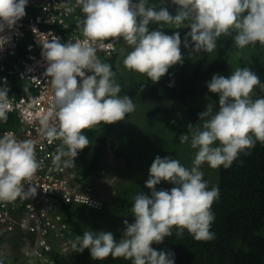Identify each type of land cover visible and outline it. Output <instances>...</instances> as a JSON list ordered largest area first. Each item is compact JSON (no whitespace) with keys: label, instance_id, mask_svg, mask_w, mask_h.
<instances>
[{"label":"clouds","instance_id":"clouds-1","mask_svg":"<svg viewBox=\"0 0 264 264\" xmlns=\"http://www.w3.org/2000/svg\"><path fill=\"white\" fill-rule=\"evenodd\" d=\"M27 2L0 0V31L21 18L27 21L37 11L39 6L25 18ZM171 3L178 6L175 15L167 7L160 6L157 10L148 6L147 0H76L84 14L77 26L83 37L93 43L118 39V48L122 38L132 49L123 59L124 67L146 75L153 83L159 82L172 66L183 63V56L180 33L168 35L161 28L149 30L152 22L181 28L187 21L190 31L184 46L192 47L196 53H211L217 38L233 33L238 49L256 43L264 45V0H171ZM43 49L47 61L45 76L51 78L54 89L55 111L46 114L40 123L49 142L62 141L63 147L55 160L68 157L63 163L70 167L78 152L90 144L83 134L85 129L122 121L136 106L128 95H118L121 87L114 79L110 56L103 63L95 47L74 42L72 38L67 43L54 39L43 44ZM86 70L92 74H86ZM257 85L264 89L259 76L248 67H237L228 77L214 74L207 87L219 94L218 109L214 111L213 105L208 104L198 114L203 124H197L195 129L191 123L187 125L191 147L197 150L193 166L189 169L177 159L157 155L145 182L151 193L135 195L131 209L134 219L124 220L121 238L117 240L111 231H85L75 238L73 250L82 253L89 249L95 261L111 255L114 259L131 260L132 264H175L173 253L152 246L163 243L174 227L178 235L187 230L197 241L214 239L215 233L210 230L215 220L212 205L220 191L218 187L208 189L200 166L206 162L214 169L230 168L239 153L247 154L246 150L254 148L257 141L264 144V98L251 99ZM7 98V88H0V119L5 121L10 110ZM50 117L58 121V126L49 124ZM188 141V134L180 136V143ZM217 141L219 146H214ZM38 167L33 141H17L10 135L0 138V200L12 201L27 195L23 182L31 180ZM161 181L174 186L170 190H157Z\"/></svg>","mask_w":264,"mask_h":264},{"label":"trees","instance_id":"trees-1","mask_svg":"<svg viewBox=\"0 0 264 264\" xmlns=\"http://www.w3.org/2000/svg\"><path fill=\"white\" fill-rule=\"evenodd\" d=\"M147 2L148 6L155 7L157 10L160 6L167 7L173 15L176 14L178 7L173 5L171 0H147ZM33 11H25L24 17L26 18L27 14L30 16ZM83 15L81 11L79 17L70 19L68 31H77L82 34L81 28L77 25L78 21L84 18ZM174 27V25L163 23L152 22L149 24V30L161 28L168 35L177 32L178 28ZM57 29L60 30V27L57 26ZM234 35L235 33L231 36L222 35L217 38L215 50L212 53L203 51L195 65H191L188 61L186 62V58H184L183 63H177L172 66L168 73L157 83H153L146 75L142 79L140 76L136 77L134 72H122L123 74H129L120 78L121 91L118 95L120 97L128 95L132 98L133 103L136 104L138 97L156 96L163 88H166L171 100L170 103L153 109L151 112L164 113L179 109L192 114L193 118L188 123L180 126L176 132L175 141L179 142L180 136L188 129L187 125L189 123L195 126L197 123L203 122L199 120L198 114L205 111L204 107L192 105L191 99L196 94L205 91L206 86H201L200 81L209 76L211 72L222 70L227 73V76H230L237 67H248L259 76L261 84H264V45L256 43L255 45L250 44L244 49H238L234 42ZM31 40V32L26 30L25 36L19 42L16 53L9 57L7 63L14 64L18 62L17 59L19 57H24L27 53V45ZM122 40L119 41L117 50L110 56L109 64L114 73L117 71V57L124 53L121 50ZM131 50V48H128L127 53ZM211 54V61L207 62ZM122 67H124L123 60ZM11 79L13 83L17 80L16 77H11ZM114 79L116 81L115 77ZM16 92L19 94L22 90L17 88ZM258 98H264V89L260 85L254 87L251 95L253 100ZM129 115L127 114L122 121L112 124L101 123L95 128L83 131V133H89L92 138H97L98 144H94L93 140H91L90 144L83 149L85 155L86 153L90 154V151L96 145L97 151L94 152L93 156L95 157H92L90 164L85 161L84 156H81L82 158L79 162L82 167L75 168L74 164H72L79 179L84 181L95 180V184H98L97 178H103L108 175V168L104 169L102 167V171L99 169L98 173L94 170L97 162L102 159L106 160L108 151H104L105 149H112L117 157L125 155L124 152L126 151L119 144L118 139L114 138L115 140L110 141V137L112 131L123 125ZM17 121L16 115L11 113L7 116L6 121L1 120V123L4 126L7 123L14 124ZM217 144L219 146L218 141ZM246 152L247 154L245 152L239 153L237 160L233 162L230 168L219 167L220 176L218 174L217 182L209 181L203 177L209 190L212 187H218L220 191L219 198L212 205L215 220L210 230L215 233V238L210 241H197L187 230L182 235H178V230L174 227L172 235L165 237L163 243H154L152 245L155 249L173 253L175 264H264V144L257 141L255 147L247 149ZM127 159L130 160L129 158ZM137 176L135 175L134 177ZM130 180H133V178ZM89 183L94 187L93 182ZM160 184L163 190H170L174 186L167 181H161ZM98 192L94 187V193L97 194ZM113 198L115 199L111 195H105L103 198L106 200L105 204L101 208L95 209L112 207ZM133 203L129 202L131 205ZM75 204L77 203L63 202L60 205V209L65 213L67 221L72 225L75 232L82 236L87 230H85L79 220ZM116 204L117 202H115ZM126 205L128 206V204ZM120 234L121 232H118L113 235L117 238ZM17 240L19 243L20 240ZM15 245L17 248L15 259L9 260L0 254V261L3 264H33L19 260V248L17 244ZM50 252L56 259L55 264H132L131 260H125L122 257L114 259L111 255L105 260L95 261L91 258L89 249H85L82 253L74 251V254L72 253L71 255L73 261L70 262L69 259L61 257L60 252L63 251L56 242H53Z\"/></svg>","mask_w":264,"mask_h":264},{"label":"built area","instance_id":"built-area-1","mask_svg":"<svg viewBox=\"0 0 264 264\" xmlns=\"http://www.w3.org/2000/svg\"><path fill=\"white\" fill-rule=\"evenodd\" d=\"M80 15L81 8L76 0H46L27 21L21 18L13 26L6 25L0 31V88H7V103L10 105L7 113L13 111L23 123L22 126L4 129L0 119V138L10 135L17 141H33L39 163L31 180L23 182V192L27 195L22 194L12 201L0 200V222L10 220V230L17 227L21 230L18 254L22 262L55 264L56 259L50 252L55 241L63 251L60 252L61 257L70 260L75 230L60 205L63 202L82 203L101 208L106 201L103 199L106 193L95 194L91 181L79 179L73 165H64L63 161L68 157L55 160L63 147L62 141L54 139L49 142L40 123L46 114L55 111L51 78L45 76L47 61L42 55L43 44L54 39L67 43L72 38L74 42L95 47L96 55L103 63L117 48L118 39L93 43L77 31H68L70 19ZM26 29L32 34L27 54L14 64L7 63L9 57L16 53ZM86 74L92 73L86 70ZM11 77H16L15 83ZM80 79L78 77V81ZM17 88L22 92L18 94ZM49 124L58 126V121L50 117Z\"/></svg>","mask_w":264,"mask_h":264},{"label":"rangeland","instance_id":"rangeland-1","mask_svg":"<svg viewBox=\"0 0 264 264\" xmlns=\"http://www.w3.org/2000/svg\"><path fill=\"white\" fill-rule=\"evenodd\" d=\"M187 23L188 22H185V25L178 28L177 32H179L181 36V52L183 59L186 58V62L188 61L191 65H195L200 59L203 51L196 53L192 50V47L186 48L184 46L185 36L190 31V27L186 26ZM188 39L191 41L190 37ZM128 48L131 47L122 40L121 50L124 53L117 57V71L115 73L116 83L119 85L120 78L129 74H123L122 72H130L127 68L122 67V60L128 54ZM211 58L212 54L209 55L207 62H210ZM232 67L236 68L235 66ZM131 72L136 73V77L140 76L142 79L145 77L143 74L139 75L140 73L138 72ZM214 74L228 77L226 72L218 70L211 72L209 76L201 79L200 85L206 86V89L205 91L196 94L191 99L192 105H201L206 110V106L211 103L214 111L218 109L219 94L210 92L207 87V82L212 79ZM170 101L166 88H163L156 96H148L146 98L138 97L135 104V111L130 113L123 125L117 127L115 130L113 129L114 131L111 133L110 141L117 138L119 144L127 153L122 150L125 155L117 157L112 149H105L104 151H108L105 158L106 160L102 159L97 162L94 170L98 173L99 169L101 170L102 167L104 169L108 168V175L103 178H97L98 184H95V180L89 179L88 181L93 182L95 189L99 191L98 193H107L108 195L115 197V199L113 198L114 202L111 204L112 207L106 209H95L82 203L75 204L79 220L85 230L93 232L100 230L111 231L113 234L121 232L116 239L119 240L121 238L123 229L125 228L124 220L127 219L129 222H132L134 219L131 211L132 205L129 204V202H134L133 198L139 193L144 192L149 195L151 193V190L146 187L145 182L149 178L150 166L157 155L162 158L170 156L177 159L180 161L181 165L189 169L193 166L197 150L191 147V133L189 130L187 129L183 133L189 135V141L187 143L182 144L180 141H175V135L178 128L188 123V121L193 118L192 114L179 109L164 113L151 112L153 109L169 104ZM173 121H175V123H173ZM197 124L202 125L203 122ZM83 134L87 136L89 142L93 140L94 144H98L97 138H92L89 133ZM214 146H218L217 142ZM93 148L94 149L90 151V154L86 153L85 155L83 153L84 150H80L78 155L84 156L83 158H85V161H88L90 164L92 157H95L93 156L94 152L97 151L96 145ZM79 162L80 158L75 157V168L82 167ZM200 171L203 173V177L207 178L209 181H218L219 167L215 169L211 168L205 162L200 166ZM135 175L138 176L134 177ZM131 178H133V180H130ZM156 187L157 190L162 189L161 184H158ZM115 202H117L116 205ZM126 204H128V206ZM4 221L5 222H0V230H2V234L0 235V252L8 254L6 258L13 260L17 256V248L15 244H17L20 250L22 239L18 232H21V230H19V227L10 230L8 228V225L12 224L9 222L10 220ZM6 234H8L7 237L9 243L3 241ZM77 236L81 235L75 232L73 242H75ZM17 239L20 240L19 243ZM55 242L58 243L57 241ZM72 253L74 254V250ZM69 261L72 262L73 260L70 259Z\"/></svg>","mask_w":264,"mask_h":264},{"label":"crops","instance_id":"crops-1","mask_svg":"<svg viewBox=\"0 0 264 264\" xmlns=\"http://www.w3.org/2000/svg\"><path fill=\"white\" fill-rule=\"evenodd\" d=\"M11 113H14L13 111L12 112H8L7 113V116L9 115V114H11ZM15 114V113H14ZM16 115V117H17V114H15ZM17 122L16 123H14V124H9V123H7V125L5 124L4 126L2 125V123H1V125H2V127L4 128V129H9V128H12V127H18V126H22L23 125V123L21 122V120L19 119V117L17 118ZM77 157H79L80 159L82 158L81 156H77ZM19 233V235L21 236L22 234H21V232L19 231L18 232ZM7 235L8 234H6L5 236H4V240L3 241H5L6 243H9V239H8V237H7ZM0 254H4V256L5 257H7V255L8 254H6V253H4V252H0Z\"/></svg>","mask_w":264,"mask_h":264},{"label":"water","instance_id":"water-1","mask_svg":"<svg viewBox=\"0 0 264 264\" xmlns=\"http://www.w3.org/2000/svg\"><path fill=\"white\" fill-rule=\"evenodd\" d=\"M46 0H28L25 11H30L35 9L36 7L40 6Z\"/></svg>","mask_w":264,"mask_h":264},{"label":"bare ground","instance_id":"bare-ground-1","mask_svg":"<svg viewBox=\"0 0 264 264\" xmlns=\"http://www.w3.org/2000/svg\"><path fill=\"white\" fill-rule=\"evenodd\" d=\"M45 2V1H44Z\"/></svg>","mask_w":264,"mask_h":264}]
</instances>
